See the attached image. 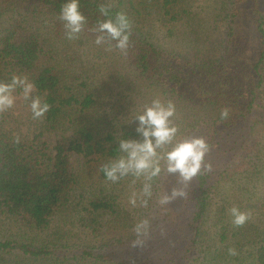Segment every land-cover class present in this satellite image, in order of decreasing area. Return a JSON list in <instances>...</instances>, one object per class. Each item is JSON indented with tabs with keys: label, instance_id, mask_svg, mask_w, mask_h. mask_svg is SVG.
Instances as JSON below:
<instances>
[{
	"label": "trees",
	"instance_id": "1",
	"mask_svg": "<svg viewBox=\"0 0 264 264\" xmlns=\"http://www.w3.org/2000/svg\"><path fill=\"white\" fill-rule=\"evenodd\" d=\"M76 2L84 19L69 36L62 18L68 0H0V82L30 83L34 98L47 104L31 139L14 135L0 112V264H264V0H215L211 22L193 0ZM120 15L128 22L124 46L100 29ZM156 24L166 34L181 27L192 42L201 31L216 41L206 38L196 66L175 61L156 42ZM105 57L115 67L103 68ZM120 64L133 78L115 70ZM114 89L117 97L108 94ZM146 89L172 107L175 132L166 150L167 143L156 146L158 161L139 170L142 189L150 187L141 200L149 211L141 212L124 208L116 195L83 191L70 157L109 161L99 175L114 180L111 160L128 156L122 142L144 140L142 112L122 119L117 103ZM22 93L18 85L11 94ZM45 133L61 139L49 142ZM193 138L206 148L197 172L185 179L168 170L166 152ZM164 175L184 187L178 219L186 232L167 228L170 251L161 248L159 256L152 230L171 213L159 215L150 203L165 192ZM143 215H152L147 226ZM106 225L142 236L103 241Z\"/></svg>",
	"mask_w": 264,
	"mask_h": 264
},
{
	"label": "rangeland",
	"instance_id": "2",
	"mask_svg": "<svg viewBox=\"0 0 264 264\" xmlns=\"http://www.w3.org/2000/svg\"><path fill=\"white\" fill-rule=\"evenodd\" d=\"M215 0H193L194 5L198 7V9H201L204 11L203 17L204 20L211 22L212 18L209 14H211L210 9L213 8ZM210 16V18H209ZM242 29H246L247 22L242 21ZM159 25V24H158ZM157 24L153 26L152 31L156 36V42L161 46V48L166 53L165 55L169 59H174L175 61H181L182 59L187 60L185 62H189L196 66L195 64L202 61L204 55L203 52L205 50L204 46L207 45V40L210 39L209 42L214 43L216 40L213 38V36H217L216 34L212 33L209 37L205 36V31H201L199 37L195 41L193 40V36H189V33L185 31L183 28L174 26L172 27V33L166 34L165 27L158 26ZM223 27L222 24H220L219 28L221 29ZM162 29V30H161ZM161 30V31H160ZM212 30V29H211ZM242 30V33L244 32ZM208 38V39H206ZM208 42V43H209ZM92 51V50H91ZM112 51H109V55L111 56ZM91 59L89 56L87 57ZM113 57H111L112 59ZM110 58L105 57L103 60H106L104 62V67L111 66L115 67L114 64H107V60H111ZM99 62V61H98ZM183 62V63H185ZM120 67L115 68L120 73L125 74V78L127 80H130L131 72L122 64H120ZM102 67V66H101ZM133 78V77H132ZM111 97H117L118 91L117 89H114L112 92H108ZM142 94V93H141ZM14 103L2 110L0 112H3L6 116V123L5 126L7 128H10L11 132L15 135L20 136L21 138H27L31 139L32 135H34L36 127L38 125V119L36 118V115H34L31 103L34 98V94L31 92L30 94L25 97L24 92L19 95H14ZM140 95V94H139ZM134 95L129 101H121L117 104L122 105L120 112L122 110V116L120 115V118H131L133 115H136L140 112L144 113L147 108L153 107L155 101H159L163 106L164 103L161 102L163 98L155 96L152 91L150 90H144L143 96L139 97ZM109 98L106 97L105 102H108ZM119 107V105L117 106ZM167 107V106H165ZM118 113V115L120 114ZM170 125L172 122L174 123V119H172L171 116L168 118ZM262 134H264V130L261 129ZM45 140L49 142H54L57 139H61V136L57 135L56 133H45L42 136ZM169 146V143H167L165 149ZM161 151V149H160ZM164 153L165 152H160ZM167 153V152H166ZM125 154H128L126 151ZM163 154V155H164ZM162 156V155H161ZM160 156V157H161ZM165 156V155H164ZM128 156H122L120 159H114L111 160L115 165L118 161H120L122 158L127 159ZM158 161V158L156 155L152 156L150 158V164H154V162ZM70 163H71V169L74 171V173L78 176L79 180V187L85 191V192H93L95 194H100L102 196L113 194L117 196L118 202L124 208L133 211V209H139L141 212H148L149 210V204L144 203L141 200L145 197L147 190L150 189L148 185L145 184L144 189H142V177L144 176L142 174V171H137L134 167L128 168L127 171H117L116 176L114 180L112 181H105L102 178H100L98 168L101 164L107 165L109 161H102V160H93V161H87L86 159L80 158L76 155H71L70 157ZM172 176L164 175L163 181L164 191L160 193V198L157 203L155 202L150 203L152 205V210H156V213L159 215L166 214L165 211H170L171 215L172 212L175 215V219L171 218V215L169 218L166 217H160L162 218V222L159 224L158 229H153L152 232H155L156 239L155 244L156 248L159 250L157 255L160 256L161 248H167L170 251V247H167L166 243V233L167 228L170 230V227L177 226L179 228V231H185V227L182 225V221H179L178 218H181L183 216L181 207H182V199L179 200V195L183 193L184 187L182 185H177L173 181H171ZM101 191V193H100ZM99 195V196H100ZM148 210V211H147ZM150 215V214H149ZM147 216V215H146ZM144 217L141 221L142 223L146 222L145 225H149V219H151L152 215L149 216V218ZM147 218V220H145ZM107 218L103 219V222H105ZM145 220V221H144ZM138 220V222H140ZM7 227H9V224L7 223ZM107 228V225L105 226ZM108 231L104 232L102 234V238L105 236L106 238H110V240H116V239H122L127 240L128 238L131 239L133 237H137L138 241L139 238L142 236L140 233H137L135 231H125V230H112L107 228ZM155 237V236H154ZM165 238V239H164ZM143 239V238H142ZM182 239V235H181ZM104 241V238L102 239ZM141 242H145V240H141ZM140 253V252H139ZM141 254V253H140ZM159 263V262H158ZM156 264V262L154 263ZM160 264V263H159Z\"/></svg>",
	"mask_w": 264,
	"mask_h": 264
},
{
	"label": "clouds",
	"instance_id": "3",
	"mask_svg": "<svg viewBox=\"0 0 264 264\" xmlns=\"http://www.w3.org/2000/svg\"><path fill=\"white\" fill-rule=\"evenodd\" d=\"M62 18L66 22L65 27L68 29V35L72 36L78 33L81 29V22L84 17L78 11V4L76 0H68V3L62 9ZM128 22L126 17L120 15L118 21L113 23L110 20L104 21L100 24V29L107 30L112 38H119V45L124 46L127 35H122ZM102 39V36L97 37V43ZM18 85L23 86V92L27 97L31 92V84L25 83L18 78H13L12 83L0 82V110L11 106L14 103V97L11 94L12 89ZM31 107L34 115H41L47 108V104H41L39 98L33 99ZM172 107L163 106L159 101L154 102L153 107H149L146 111L139 115L140 127L144 140L142 142L127 141L122 142L121 147L128 152L127 159H121L117 164L108 170V175L114 176L118 170L123 172L128 168L134 167L137 171L146 169L150 165V158L155 155L156 146L173 141V134L175 127L170 126L168 120L172 115ZM155 137L153 143L151 137ZM206 145L200 138H193L191 140L175 141L170 150L167 151V167L169 171L179 170L181 175L187 179L194 175L200 167V163L205 151ZM159 171V166L153 169V173ZM232 212L237 223H241L245 219V215L239 212L238 209L233 208ZM140 230V226H137Z\"/></svg>",
	"mask_w": 264,
	"mask_h": 264
}]
</instances>
